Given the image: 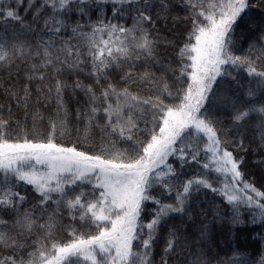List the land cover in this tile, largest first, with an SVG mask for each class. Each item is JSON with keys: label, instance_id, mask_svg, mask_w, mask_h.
<instances>
[{"label": "snow or ice", "instance_id": "obj_1", "mask_svg": "<svg viewBox=\"0 0 264 264\" xmlns=\"http://www.w3.org/2000/svg\"><path fill=\"white\" fill-rule=\"evenodd\" d=\"M262 246L264 0H0V264Z\"/></svg>", "mask_w": 264, "mask_h": 264}, {"label": "trees", "instance_id": "obj_2", "mask_svg": "<svg viewBox=\"0 0 264 264\" xmlns=\"http://www.w3.org/2000/svg\"><path fill=\"white\" fill-rule=\"evenodd\" d=\"M246 83V82H245ZM208 198H214L217 200V202L220 201L219 197H214L213 194L209 193V197ZM214 217L212 213H209L208 217H207V221L210 225V229L212 232V235L217 238V239H226L230 245H236L239 244L242 248H248L250 246V248H256L257 245L255 243H252L249 239H247L249 233H253V232H259L260 228L259 226H242L239 227L237 229L230 230L231 226L228 225L227 223H215L212 224ZM245 220H247V216L245 215ZM262 251H264V246H262L261 248ZM224 251L227 252L228 251V247L224 248Z\"/></svg>", "mask_w": 264, "mask_h": 264}]
</instances>
